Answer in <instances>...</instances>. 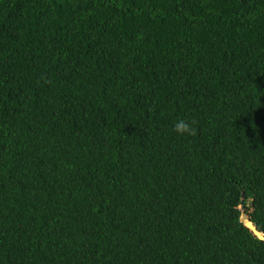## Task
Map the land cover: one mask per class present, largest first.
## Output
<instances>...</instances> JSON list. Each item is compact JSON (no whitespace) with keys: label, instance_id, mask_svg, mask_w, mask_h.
Masks as SVG:
<instances>
[{"label":"trees","instance_id":"trees-1","mask_svg":"<svg viewBox=\"0 0 264 264\" xmlns=\"http://www.w3.org/2000/svg\"><path fill=\"white\" fill-rule=\"evenodd\" d=\"M0 264H264V0H0Z\"/></svg>","mask_w":264,"mask_h":264},{"label":"clouds","instance_id":"clouds-1","mask_svg":"<svg viewBox=\"0 0 264 264\" xmlns=\"http://www.w3.org/2000/svg\"><path fill=\"white\" fill-rule=\"evenodd\" d=\"M194 123V120L190 123L183 119H180L174 124L173 131L177 132L180 135L187 134L194 136L196 134V130L192 126Z\"/></svg>","mask_w":264,"mask_h":264},{"label":"water","instance_id":"water-1","mask_svg":"<svg viewBox=\"0 0 264 264\" xmlns=\"http://www.w3.org/2000/svg\"><path fill=\"white\" fill-rule=\"evenodd\" d=\"M252 230H253V232L256 233L258 236H260V237L262 236L260 233H258V232L256 231L255 228H252Z\"/></svg>","mask_w":264,"mask_h":264}]
</instances>
